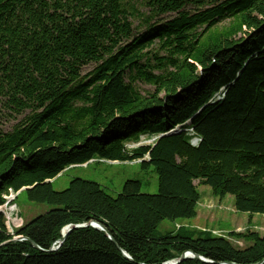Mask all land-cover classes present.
<instances>
[{
  "label": "trees",
  "instance_id": "obj_1",
  "mask_svg": "<svg viewBox=\"0 0 264 264\" xmlns=\"http://www.w3.org/2000/svg\"><path fill=\"white\" fill-rule=\"evenodd\" d=\"M144 6L0 0V116L23 115L0 127V206L23 188L29 201L54 206L13 235L0 213V264H165L188 250L210 262L180 264H264V233L230 232L244 247L209 233L157 234L163 220L196 216L197 185L230 195L237 212L264 214V0ZM93 159L140 160L155 172L157 192L128 179L112 197L78 177L53 189L59 174ZM91 221L112 240L86 226L49 251L64 226Z\"/></svg>",
  "mask_w": 264,
  "mask_h": 264
},
{
  "label": "rangeland",
  "instance_id": "obj_2",
  "mask_svg": "<svg viewBox=\"0 0 264 264\" xmlns=\"http://www.w3.org/2000/svg\"><path fill=\"white\" fill-rule=\"evenodd\" d=\"M131 5L137 7L141 12H146L144 0H129ZM167 16H161L164 18ZM135 27V31L141 29L140 20L137 17H130ZM92 67L89 65L85 71ZM141 89H148L149 86L140 84ZM0 116V127L3 130H9L11 126L19 121L23 115L16 116L13 113L3 109ZM155 142L153 137L142 136L140 141L127 143L128 149L139 145H152ZM82 178L95 181L112 197L117 196L121 191L123 183L128 179H137L141 182V191L143 193L154 194L157 192V177L152 168H141L140 160L132 162H112L100 159H93L90 162L67 168L59 174L53 181L52 186L56 191L67 188L68 183L73 178ZM197 183V182H195ZM199 193V202L196 206V216L192 219L178 220L170 222L163 220L158 228L157 234L165 235L183 231L184 233L199 235L209 233L216 236L227 238L235 247H244L247 242L230 238V232L243 233L248 230L264 233V214H248L237 212L234 208V201L230 195L220 199L212 195L208 185H197ZM23 190V189H21ZM20 191L10 192L5 197V202L0 206V213L5 219L6 231L13 235L14 231L23 223L29 222L39 215H42L52 208L53 205L35 203L29 201L25 194ZM16 237V236H14Z\"/></svg>",
  "mask_w": 264,
  "mask_h": 264
},
{
  "label": "water",
  "instance_id": "obj_3",
  "mask_svg": "<svg viewBox=\"0 0 264 264\" xmlns=\"http://www.w3.org/2000/svg\"><path fill=\"white\" fill-rule=\"evenodd\" d=\"M178 132V130H173L171 131L169 134H172V133H176ZM163 135H160L159 137H161ZM25 189V188H23ZM86 226H91L93 228H96L98 230H101L103 231L109 239L112 240V237L109 233V231L107 230L106 227H104L101 223L99 222H96V221H91L89 223H82V224H69V225H66L62 228L61 230V238L59 240L56 241V243L54 245L51 246V248L49 249V251H53V250H57L59 248V246L64 242L65 238L67 237V235L73 230V229H78V228H83V227H86ZM16 240V241H22V240H26V241H30V239H28L27 237H24V236H16L13 238V241ZM33 243V242H32ZM33 246L37 249L40 250V248L35 244L33 243ZM121 253L122 255L128 259V260H132L130 258V256L123 250H121ZM187 258H194V259H197L201 262H210L209 260L205 259L204 257L198 255V254H195L193 253L192 251H184L180 257L178 259H174V260H171V261H168L166 262L165 264H180L183 260L187 259ZM258 264H261V263H258Z\"/></svg>",
  "mask_w": 264,
  "mask_h": 264
},
{
  "label": "built area",
  "instance_id": "obj_4",
  "mask_svg": "<svg viewBox=\"0 0 264 264\" xmlns=\"http://www.w3.org/2000/svg\"><path fill=\"white\" fill-rule=\"evenodd\" d=\"M217 98H220L219 96ZM199 141V138H194L193 141H192V144L193 145H196Z\"/></svg>",
  "mask_w": 264,
  "mask_h": 264
}]
</instances>
